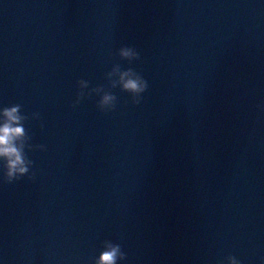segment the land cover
I'll return each mask as SVG.
<instances>
[{"label":"water","instance_id":"water-1","mask_svg":"<svg viewBox=\"0 0 264 264\" xmlns=\"http://www.w3.org/2000/svg\"><path fill=\"white\" fill-rule=\"evenodd\" d=\"M117 63L149 88L105 114L87 95ZM15 104L35 179L0 163V264H94L105 240L127 264H264V0H0Z\"/></svg>","mask_w":264,"mask_h":264},{"label":"clouds","instance_id":"clouds-1","mask_svg":"<svg viewBox=\"0 0 264 264\" xmlns=\"http://www.w3.org/2000/svg\"><path fill=\"white\" fill-rule=\"evenodd\" d=\"M118 56L121 61H127L129 65L141 59L139 52L134 47L129 46L120 48ZM114 73L119 76L118 80L111 79ZM107 78L110 86L107 90L105 86L101 85L92 88L87 95L90 98L95 93L100 97L97 107L105 114L114 112L117 108L118 97L113 94L112 90L119 88L121 92L131 96L133 105L139 106L142 103L143 94L149 88L147 80L140 73L132 67L124 70L119 63L115 64L112 70L107 73ZM78 85L80 90L73 107L86 98L84 92L81 91V86H90L89 82L83 79L78 81ZM33 118L39 119V113L33 114ZM28 119V116L22 114L20 104L0 108V163H2L4 180L7 184L20 181L26 176L31 180L35 179V173L30 172L34 162L27 155V151L33 150L31 137L24 127ZM36 147L42 151L46 150L43 145ZM127 260L128 256L120 243L105 240L94 264H127ZM226 260L227 264H242L234 255L228 256Z\"/></svg>","mask_w":264,"mask_h":264}]
</instances>
